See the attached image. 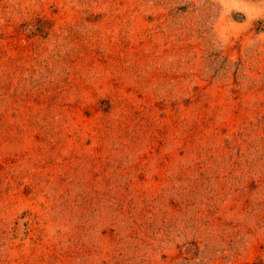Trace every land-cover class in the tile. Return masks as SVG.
<instances>
[{
  "label": "rangeland",
  "instance_id": "374dc122",
  "mask_svg": "<svg viewBox=\"0 0 264 264\" xmlns=\"http://www.w3.org/2000/svg\"><path fill=\"white\" fill-rule=\"evenodd\" d=\"M0 264H264V0H0Z\"/></svg>",
  "mask_w": 264,
  "mask_h": 264
}]
</instances>
